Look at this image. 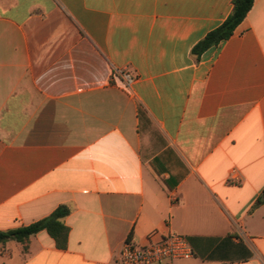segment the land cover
I'll return each instance as SVG.
<instances>
[{"label": "crops", "instance_id": "obj_1", "mask_svg": "<svg viewBox=\"0 0 264 264\" xmlns=\"http://www.w3.org/2000/svg\"><path fill=\"white\" fill-rule=\"evenodd\" d=\"M0 0V264H116L177 233L179 264H264V0ZM131 77L130 86L126 78Z\"/></svg>", "mask_w": 264, "mask_h": 264}, {"label": "trees", "instance_id": "obj_2", "mask_svg": "<svg viewBox=\"0 0 264 264\" xmlns=\"http://www.w3.org/2000/svg\"><path fill=\"white\" fill-rule=\"evenodd\" d=\"M254 0H233V10L228 18L217 28L210 31L192 49V53L200 58L210 48L218 46L222 41L229 39L236 28L244 21L252 9ZM264 202V192L258 199L257 205ZM70 214L66 206H60L50 216L34 222L27 226H22L7 231L0 230V244L10 240L22 243L24 251H27V244L31 236L46 230L55 240L59 247H65L69 228L62 222V219Z\"/></svg>", "mask_w": 264, "mask_h": 264}, {"label": "built area", "instance_id": "obj_3", "mask_svg": "<svg viewBox=\"0 0 264 264\" xmlns=\"http://www.w3.org/2000/svg\"><path fill=\"white\" fill-rule=\"evenodd\" d=\"M133 79L126 78L128 86ZM194 257L193 249L187 238L171 233L147 246H136L127 240L116 264H179Z\"/></svg>", "mask_w": 264, "mask_h": 264}, {"label": "rangeland", "instance_id": "obj_4", "mask_svg": "<svg viewBox=\"0 0 264 264\" xmlns=\"http://www.w3.org/2000/svg\"><path fill=\"white\" fill-rule=\"evenodd\" d=\"M180 263V262H179Z\"/></svg>", "mask_w": 264, "mask_h": 264}]
</instances>
